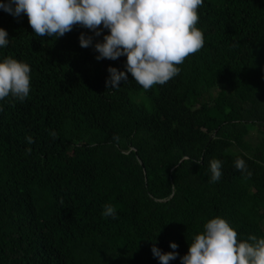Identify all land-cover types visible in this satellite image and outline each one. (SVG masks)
Segmentation results:
<instances>
[{
	"label": "trees",
	"instance_id": "trees-1",
	"mask_svg": "<svg viewBox=\"0 0 264 264\" xmlns=\"http://www.w3.org/2000/svg\"><path fill=\"white\" fill-rule=\"evenodd\" d=\"M197 14L204 46L144 90L131 73L106 88L126 56L98 61L79 44L90 30L39 37L0 8V62L31 69L28 97L0 100V264H160L153 243L170 242L181 264L216 217L238 242L264 238V0H204Z\"/></svg>",
	"mask_w": 264,
	"mask_h": 264
},
{
	"label": "clouds",
	"instance_id": "clouds-1",
	"mask_svg": "<svg viewBox=\"0 0 264 264\" xmlns=\"http://www.w3.org/2000/svg\"><path fill=\"white\" fill-rule=\"evenodd\" d=\"M204 0H5L0 8L14 17L26 14L33 32L39 37H63L80 26L93 35L81 33L82 48L94 47L96 59L117 60L126 56V71L109 66L106 88L119 89L120 82L128 81V73L149 90L153 85H164L177 76L185 59L204 46V34L196 27L199 20L197 9ZM103 41H94L103 30ZM9 43L8 33L0 28V47ZM30 66L7 57L0 62V100L11 96L24 101L30 92ZM3 109L0 108V111ZM53 139L55 131H50ZM29 144L34 143L27 136ZM31 153V148L26 149ZM210 182H218L222 176V161L213 158L210 162ZM234 167L242 174L251 175L244 159L239 157ZM105 217L116 218L111 204L103 206ZM171 252H162L153 243V256L160 264H169L179 255V247L170 242ZM181 264H264V238L255 235L247 240H237V232L220 217L204 224L202 234L190 243L188 253Z\"/></svg>",
	"mask_w": 264,
	"mask_h": 264
}]
</instances>
